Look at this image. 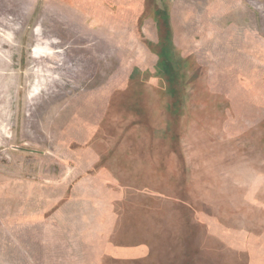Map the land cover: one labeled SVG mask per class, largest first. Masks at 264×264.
Wrapping results in <instances>:
<instances>
[{
    "label": "rangeland",
    "instance_id": "1",
    "mask_svg": "<svg viewBox=\"0 0 264 264\" xmlns=\"http://www.w3.org/2000/svg\"><path fill=\"white\" fill-rule=\"evenodd\" d=\"M0 264H264V0H0Z\"/></svg>",
    "mask_w": 264,
    "mask_h": 264
}]
</instances>
